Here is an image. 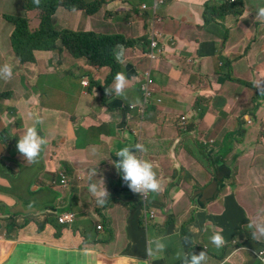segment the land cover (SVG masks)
Masks as SVG:
<instances>
[{"label": "rangeland", "instance_id": "1", "mask_svg": "<svg viewBox=\"0 0 264 264\" xmlns=\"http://www.w3.org/2000/svg\"><path fill=\"white\" fill-rule=\"evenodd\" d=\"M251 1L264 7V0H94L76 18L79 47L59 61L44 52L15 55L9 16L27 14L34 30L42 11L0 0V66L23 71L22 85L16 78L0 83V95L14 89L17 101L0 120V264H98L95 254L105 243L136 245L138 264H183L185 256L202 251L207 264H264V240L255 241L248 228L264 212V184L252 153L254 144L264 145V20H245ZM237 27L243 32L230 55L227 44ZM47 68L54 74L47 75ZM118 72L130 78L120 96L111 90ZM6 107L0 101L1 111ZM42 111L49 114L38 126L47 144L32 163L17 143ZM234 140L251 145L232 150ZM135 144L146 148L138 155L154 163L160 182L185 185L173 194L132 192L114 162L118 150ZM258 166L264 171V162ZM93 169L97 177L91 180L103 179L108 193H115L110 222L128 220L88 248L79 246L82 256L74 262L64 247L59 253L52 248L64 236L57 225L79 212V199L96 202L88 191ZM201 174L217 177L219 195L188 194L187 183ZM24 176L32 181L30 190L39 191L27 204L14 197ZM259 188L240 212V198ZM132 196L137 200L128 208ZM184 210L194 219L173 216ZM146 217L149 230L137 224ZM88 219L83 215L76 229ZM216 232L225 239L220 248L211 242ZM156 241L165 247L149 256Z\"/></svg>", "mask_w": 264, "mask_h": 264}, {"label": "clouds", "instance_id": "2", "mask_svg": "<svg viewBox=\"0 0 264 264\" xmlns=\"http://www.w3.org/2000/svg\"><path fill=\"white\" fill-rule=\"evenodd\" d=\"M94 0H85L86 4L89 6ZM251 6V18L255 16L257 21L264 20V7H260V2L251 1L248 3ZM45 0H30L27 2L25 0L22 4L25 7L26 11H30L32 9H40L42 11L39 21L36 23L34 30H32L30 26L29 19L27 14L19 13V17H24L27 19L28 30L31 34L38 33L41 29L42 19L47 14V10L44 9ZM260 7V8H259ZM85 9H80L75 6L68 7L66 5V0H61L53 14H51V23L52 29L57 34V37L49 42H43L42 45L51 46V48H35L33 45L30 46L32 54L37 52H44L47 55H52L53 58L58 59L59 61H63V58H70L73 54L68 44H66L64 40V33H80V29L77 23V16H81ZM15 29V27H14ZM12 36V35H11ZM53 46V47H52ZM14 51V49H13ZM15 53V52H14ZM16 55V54H15ZM220 59H225L227 62H230L228 58H224L223 56L219 57ZM54 68V65L52 66ZM49 72V68H47ZM23 72V71H22ZM17 74L18 71L16 67L11 63L4 64L0 66V79L10 80L11 78L17 77L18 83L22 85L21 80L23 79V73ZM54 74L49 72L47 75ZM46 82L49 79H45ZM50 81V80H49ZM130 84V78L123 72H118L115 74L112 91L115 95L120 96L123 95L125 90ZM3 103L5 99L0 100ZM17 101L12 102V104H16ZM8 106L5 113L0 110V120L4 121L8 114H10L11 108L14 105ZM43 113L46 111H42ZM33 124L24 129L23 134L20 136L17 143V150L20 154L24 156V158L28 162L35 163L39 160L46 144L47 137L44 134L42 127H38L43 124V120L35 115H33ZM247 144L246 146H250L251 143H242L239 140H234L230 149L238 150L242 149V145ZM229 149H226L228 151ZM146 151V148L141 144L124 146L120 150H118L115 154L119 159L114 162V167L117 172L121 175V178L124 182H126L128 188L134 192L142 195L147 194L148 192H157L160 189L166 191L169 187H175L179 189L185 185V180H177L175 182L170 181H162L160 182L157 177L156 172L154 171V163L148 159L142 158L138 153ZM263 149L260 148V144H254L252 148V153L254 155V161H264ZM255 164V162H254ZM255 174L258 169V166L255 164ZM92 177H97V172L95 169L89 172V187L88 191L95 198L96 202L92 200H88L90 202L89 208L87 211L82 210V201L79 199V212H73L71 216L57 225V227L61 228V233L63 231L62 226L72 220L73 216H76V219L73 223L75 225L76 221L80 219L83 215L88 216V220L91 223L92 229H100L99 220L93 219L94 215H98L100 206L107 205L109 208V215L107 217V229L100 231L98 236L101 238L105 233L111 231L110 225L108 224V220L110 218L111 213L116 205L115 193L111 191L108 193L105 182L103 179H96L92 181ZM123 184V182H121ZM187 190L190 196L201 197L204 195L215 196L220 194L218 179L214 175L209 174H201L194 178L192 181L187 183ZM31 193H33L31 191ZM255 194H249L247 198L252 202ZM137 200L136 196H132L130 201L127 204V207L130 208L133 206L135 201ZM96 207V213L91 211V208ZM141 210V209H140ZM239 211L243 212L244 208L239 205ZM82 215V216H81ZM261 216H264V212L258 214L257 219L251 221L248 224V228L250 230L251 236L255 241L264 240V219H261ZM147 219H151L150 217H146L144 220V226H146ZM72 225V226H73ZM99 238V240H100ZM211 242L217 247L220 248L225 244V239L221 232H216L211 236ZM107 244V243H105ZM165 245L159 241L155 242V249L149 248L148 255L152 256L154 252H159L163 250ZM183 264H207V252L202 251L198 255L193 254L185 256L183 260Z\"/></svg>", "mask_w": 264, "mask_h": 264}, {"label": "crops", "instance_id": "3", "mask_svg": "<svg viewBox=\"0 0 264 264\" xmlns=\"http://www.w3.org/2000/svg\"><path fill=\"white\" fill-rule=\"evenodd\" d=\"M182 2H185L187 4H193V5H202L207 0H181ZM213 10H216V6L213 8ZM246 13L247 16L245 20L251 19V6L248 4L246 5ZM242 29L237 27L233 28L231 30V38L229 40V43L227 44V49L230 53V55H235L234 47L235 42L240 39L242 35ZM254 33H257V29L254 30ZM47 55V54H46ZM49 58H53L52 55H47ZM220 55L219 57H221ZM224 57V56H223ZM69 58H63V61H67ZM49 114L47 112H42L40 115V118L45 121ZM263 135H264V127H263ZM264 142V140H263ZM260 148L264 150V145L260 144ZM264 154V151H263ZM255 164L258 166L260 163L264 161H254ZM27 175V174H26ZM256 175L259 178L260 184H264V171L261 166H258V169L256 171ZM32 181L27 180V176H24V179L21 182L20 187L16 191L14 197L19 203L27 204L29 200L38 194V190H30ZM177 189L175 187H169L166 192L169 194H173ZM31 191L33 193H31ZM261 192V188L257 189L255 192V197ZM254 197V198H255ZM251 201L246 197L244 199L240 198L239 205L244 208V210L248 209L251 205ZM12 204V203H11ZM140 207H137V212H140ZM112 215V213H111ZM110 215V217H111ZM256 213H252V217L256 218ZM173 216L184 219L187 221H190L194 219L195 213L191 210H184L180 213H173ZM79 220V219H78ZM77 220V221H78ZM127 218L123 220L122 223L118 219L110 222V218L108 220V224L110 225V229H118L122 224H125L127 222ZM151 219H147L146 221V229H151L152 226L148 224V221ZM76 221V222H77ZM84 228L82 230H77L75 225L71 226L70 228H66L62 231L63 239H60L58 242L54 243L56 248H52L53 253H59L57 249H60L61 247H64L65 250L68 252L70 258L74 262H78L82 256V254L79 252V246H82L84 248H88L90 245L95 244L99 240V236H93L91 232V223L90 221H86ZM76 224V223H75ZM139 225L144 226V220H140L137 222ZM127 227L123 230H116L117 235H120L121 232H127ZM130 234V233H128ZM132 238H134L132 235H130ZM139 249L134 244L129 243H119V244H103L98 248L97 253L95 254V258L98 262V264H138L139 259ZM143 264H160L154 259H148Z\"/></svg>", "mask_w": 264, "mask_h": 264}, {"label": "trees", "instance_id": "4", "mask_svg": "<svg viewBox=\"0 0 264 264\" xmlns=\"http://www.w3.org/2000/svg\"><path fill=\"white\" fill-rule=\"evenodd\" d=\"M24 1L25 0H20L19 4L22 6ZM60 1L61 0H45L44 9L47 10V14L42 19V25H41L40 31L35 34H31L29 32L27 19L24 17H19V13L9 16V18L11 19L12 25L15 27L12 33V36H11V44H12V48L14 49L16 56H22L23 51L32 55V51L30 48L31 45H33L35 48H51V46L42 45L41 43L49 42L50 40H53L57 37V34L52 29V23H51L50 16L51 14H53V12L55 11ZM66 5L68 7L75 6L80 9H86L89 7L86 4L85 0H66ZM64 40L66 44L69 45L71 51L74 53L75 49L79 47L80 45V42L82 40V34L81 33H64ZM112 44H113V41H108L106 43V45H109V46H111ZM15 78L17 80L16 76ZM15 78H11L10 80L0 79V83L2 84V86H5L6 84H9L11 81H14ZM10 90L11 91H4L0 95L1 100L5 99V102L3 104L7 106L2 111L3 113L6 112L8 106H10L12 102L14 101L15 90L14 89H10ZM81 204H82V210L87 211V209L89 208L90 202L88 200H83ZM98 212L99 214L94 215L93 219L99 220L100 229L98 230V229L91 228V232L93 236H97L100 231L107 229L106 220L109 215L108 206L107 205L100 206ZM75 219H76V216H73L72 220H70L69 222L65 223L62 226V229L64 230L66 228H70L73 225ZM57 228L61 232V228L60 227H57Z\"/></svg>", "mask_w": 264, "mask_h": 264}]
</instances>
